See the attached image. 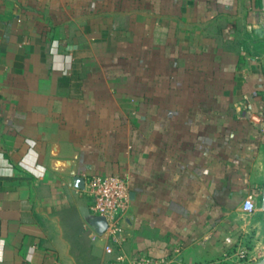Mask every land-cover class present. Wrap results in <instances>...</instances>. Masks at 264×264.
Wrapping results in <instances>:
<instances>
[{"label": "crops", "instance_id": "1", "mask_svg": "<svg viewBox=\"0 0 264 264\" xmlns=\"http://www.w3.org/2000/svg\"><path fill=\"white\" fill-rule=\"evenodd\" d=\"M261 28L264 0H0V264L262 258ZM111 173L107 252L82 189Z\"/></svg>", "mask_w": 264, "mask_h": 264}, {"label": "built area", "instance_id": "2", "mask_svg": "<svg viewBox=\"0 0 264 264\" xmlns=\"http://www.w3.org/2000/svg\"><path fill=\"white\" fill-rule=\"evenodd\" d=\"M251 122L264 131V112L248 114ZM82 191L91 199L88 211L91 215H102L107 223L104 230L110 243L106 245L107 252L112 251V245H120L124 239L122 219L129 208L128 180L117 173L106 175L91 174L84 179ZM246 212L254 209L253 196L248 195L242 203ZM257 261L247 255L244 249L237 252V264H250ZM162 259H155L145 254H136L132 257L120 252L108 264H163Z\"/></svg>", "mask_w": 264, "mask_h": 264}, {"label": "water", "instance_id": "3", "mask_svg": "<svg viewBox=\"0 0 264 264\" xmlns=\"http://www.w3.org/2000/svg\"><path fill=\"white\" fill-rule=\"evenodd\" d=\"M261 209L263 210V213H264V182H263V187H262ZM87 215L89 218V222L95 228V230L99 234L103 233L107 226L105 218L102 215H91L88 210H87ZM250 264H264V256L260 258L259 260L253 263H250Z\"/></svg>", "mask_w": 264, "mask_h": 264}, {"label": "trees", "instance_id": "4", "mask_svg": "<svg viewBox=\"0 0 264 264\" xmlns=\"http://www.w3.org/2000/svg\"><path fill=\"white\" fill-rule=\"evenodd\" d=\"M263 34H264V28H261V31H260L258 34H256V35H257V37H259V38H260V39H259V38H257V39H259V40H258V42H260V45H259V47L262 45V44H261V42H262V41H264V39H263L262 37H260V35H262V36H263ZM113 260H114V258H113V259H112L110 262H112Z\"/></svg>", "mask_w": 264, "mask_h": 264}]
</instances>
